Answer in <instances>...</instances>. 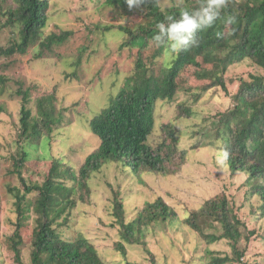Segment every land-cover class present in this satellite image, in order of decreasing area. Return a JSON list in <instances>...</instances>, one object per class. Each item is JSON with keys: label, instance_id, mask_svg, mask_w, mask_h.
<instances>
[{"label": "rangeland", "instance_id": "obj_1", "mask_svg": "<svg viewBox=\"0 0 264 264\" xmlns=\"http://www.w3.org/2000/svg\"><path fill=\"white\" fill-rule=\"evenodd\" d=\"M102 2L51 0L42 38L68 33L66 39L58 46L43 49L40 58H36L35 49L31 48L24 55L0 57V264H13L10 237L17 218L14 195L25 194L23 182L26 186L41 185L53 160H62L77 172L86 156L98 146L89 128L90 120L106 107L133 73L138 49L120 48L124 36L119 28H132L144 22L145 10L139 5L127 12L121 7H105ZM159 6L166 10L178 6V0H159ZM11 31L0 26L1 48L9 47ZM153 50H144L143 57H149ZM257 73L261 74L251 61L231 66L224 76L228 89L225 94L220 88L202 92L211 83L199 80L193 70L186 69L183 74L187 83L181 78L174 98L156 104L155 126L148 139V144L155 147L165 137L164 126L171 124L178 132L177 151L184 152L183 159L177 153L172 163H167V170L172 171L167 175L146 169L134 175L120 163L106 164L90 177L86 201H78L58 221L55 227L61 236L64 239L84 236L105 264H152L147 251L154 256L155 264H209V252L233 256L228 243L207 244L182 220L207 200L224 196L246 230L254 232L247 243L242 241L241 249L246 251L238 264H264V243L259 237L264 220L255 221L251 214V206H256L258 200L244 201L246 187L242 184L246 176L233 175L228 166L221 170L215 163V147L204 142L202 136L216 115L231 107L230 96L237 90L238 80H248L249 75ZM19 91L28 94L27 109L33 117L38 116V101L46 97L53 98L56 112L62 115L47 143L43 142L44 132L45 137L35 150L18 141ZM23 149L28 152V158L19 168L22 182L13 164ZM114 192H118L122 201L126 222L158 197L173 208L178 220L152 223L144 231L145 246L125 244L123 255L116 247L120 237L111 216ZM36 195L26 198L34 201ZM35 218L31 215L20 230L25 264L29 263Z\"/></svg>", "mask_w": 264, "mask_h": 264}, {"label": "trees", "instance_id": "obj_2", "mask_svg": "<svg viewBox=\"0 0 264 264\" xmlns=\"http://www.w3.org/2000/svg\"><path fill=\"white\" fill-rule=\"evenodd\" d=\"M51 0H0V26L11 29L12 40L8 48L0 47V57L14 54L24 55L35 49L36 58L43 49L61 44L68 33L42 38L49 20ZM202 0H183L182 6L162 10L159 0H143L144 22L132 28H119L124 36L120 48L138 49L133 73L127 77L118 92L112 96L103 109L89 122L91 133L98 140L97 148L86 156L76 172L65 166L62 160H53L47 178L41 185L26 186L19 168L26 162L28 152L24 149L19 159L14 160V170L23 182L25 194H15L17 213L15 230L10 237L13 264H25L22 258L23 241L21 228L34 215L31 251L27 264H105L94 245L82 235L64 239L56 225L78 201L85 202L89 196L88 181L108 163L122 164V167L136 175L142 169L167 175V163H172L178 153L177 130L164 126L165 137L155 147L148 139L155 126V107L160 101H170L178 92L179 81L187 83L186 69L197 74L199 80L208 81L202 92L220 88L228 94L225 74L227 70L244 61H251L257 72L248 80H238L237 90L231 94V107L218 113L211 127L202 132L203 141L217 147V142L228 149L229 170L233 175L244 174L246 187L244 201L258 200L251 206L255 221L264 220V0H227L220 18L211 28L198 33L199 44L181 53H170L166 48H157L152 43L157 33L156 24L165 16H178L183 8H198ZM100 5V1L97 2ZM105 7H121L127 12L126 0H104ZM234 17L229 25L225 21ZM108 30L107 28H105ZM153 48L149 57L142 52ZM206 66H210L207 68ZM232 83V80H229ZM21 95L20 132L18 141L24 147L37 149L40 141L61 122V113L56 112L52 97L41 98L37 103L38 116L33 117L27 109L28 94ZM198 99V97H196ZM2 108L0 107V114ZM187 113V112H186ZM183 159L184 152L178 153ZM36 193L34 201L26 198ZM113 225L117 226L120 242L117 250L125 254V244H140L145 229L152 223H172L178 220L177 213L158 197L146 203L137 215L126 222L122 201L118 192L113 193L111 202ZM63 220V219H62ZM190 230L199 234L207 244L226 241L232 257L219 256L209 252V264L240 263L253 231L239 219L226 197L207 200L201 208L191 211L182 220ZM259 237L264 243V224ZM150 262L154 256L147 251Z\"/></svg>", "mask_w": 264, "mask_h": 264}, {"label": "clouds", "instance_id": "obj_3", "mask_svg": "<svg viewBox=\"0 0 264 264\" xmlns=\"http://www.w3.org/2000/svg\"><path fill=\"white\" fill-rule=\"evenodd\" d=\"M129 8L139 6L143 0H126ZM227 0H202L198 8H183L178 16L167 15L164 20L156 24L157 33L152 38V43L157 48L164 47L170 53L179 54L199 44L198 33L211 28L220 18L222 9ZM183 0H178V6ZM234 17H228L226 24H231ZM215 163L223 170L228 166L230 152L221 142H217L214 150Z\"/></svg>", "mask_w": 264, "mask_h": 264}]
</instances>
